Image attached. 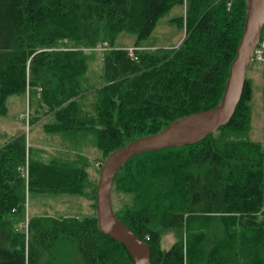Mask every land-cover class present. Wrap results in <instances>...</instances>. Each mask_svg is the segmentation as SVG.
<instances>
[{
	"label": "trees",
	"instance_id": "16d2710c",
	"mask_svg": "<svg viewBox=\"0 0 264 264\" xmlns=\"http://www.w3.org/2000/svg\"><path fill=\"white\" fill-rule=\"evenodd\" d=\"M229 1L0 0V116L11 95L28 91V125L49 118L43 130L68 151L41 159L24 133L0 145V264H133L98 227L99 168L117 148L220 103L247 9L246 0ZM174 7L180 44L143 48ZM120 33L136 36L132 55L114 45ZM104 41L102 84L90 85L88 49ZM261 43L264 29L263 60L248 69L262 70L264 111ZM253 90L246 76L233 116L216 132L138 154L118 172L113 210L147 243L151 264H264V136L250 137ZM30 193L74 195L93 213L32 216L19 227ZM167 233L175 240L165 251Z\"/></svg>",
	"mask_w": 264,
	"mask_h": 264
},
{
	"label": "water",
	"instance_id": "95a60500",
	"mask_svg": "<svg viewBox=\"0 0 264 264\" xmlns=\"http://www.w3.org/2000/svg\"><path fill=\"white\" fill-rule=\"evenodd\" d=\"M246 16L236 54L230 64L220 103L184 116L155 134L117 148L103 162L96 188V218L102 233L119 242L133 264H151L147 243L136 236L113 210L111 190L120 169L133 157L147 151L192 145L225 126L241 99L246 74L264 29V0H246Z\"/></svg>",
	"mask_w": 264,
	"mask_h": 264
},
{
	"label": "rangeland",
	"instance_id": "374dc122",
	"mask_svg": "<svg viewBox=\"0 0 264 264\" xmlns=\"http://www.w3.org/2000/svg\"><path fill=\"white\" fill-rule=\"evenodd\" d=\"M180 13V7H174L160 17L150 36L143 40L140 45L146 49H157L174 48L180 44L184 37V29L178 27L173 21L174 18L180 15ZM135 42L136 36L134 34L120 33L117 36L114 45L119 48H125L128 51H133ZM107 49L108 47L105 41L97 44L94 48L88 49L95 53V57L91 60L92 62L86 73L88 84L95 86L102 84L101 75L103 72V64L101 53ZM261 72L262 70L260 69V66L255 65L252 67L251 71H247L246 74V76L251 79L252 87L254 89L252 100L253 117L250 137L255 141L262 140L264 136V133L261 130V128L264 127V111L261 103L263 99L261 100L262 95L260 90L262 83ZM29 100L28 91H25L24 94L11 95L7 99V112L0 116V145H3V143L11 136L24 133L29 146L44 151L41 159L48 160V158L54 156L67 155V144L63 142L61 136L58 134L47 133L43 130V124L47 123L49 118L42 117L38 123L31 126L28 125V120L24 118V114L27 113V109L29 110L30 108L28 106ZM29 111H31V108ZM100 157L101 154L97 153L94 158L98 159ZM99 162V160L95 161L96 164H99ZM95 168L97 167H94V169ZM90 203L91 202L86 199L69 194L54 196L30 193L27 196V201L25 203V218L20 225L21 227L25 225L27 219L29 220L32 216H86L93 213ZM20 230H22V228H20ZM174 240L175 237L173 234H165L162 238V249L165 251L168 250Z\"/></svg>",
	"mask_w": 264,
	"mask_h": 264
},
{
	"label": "built area",
	"instance_id": "2783aa9c",
	"mask_svg": "<svg viewBox=\"0 0 264 264\" xmlns=\"http://www.w3.org/2000/svg\"><path fill=\"white\" fill-rule=\"evenodd\" d=\"M231 4V0L227 3V6L229 7ZM261 47L262 49L264 48V43H261ZM130 55H132V51H129ZM255 59L256 60H263V57H262V50L261 49H256L255 51ZM28 108V107H27ZM27 113H25L24 115V118H26L28 120V109L26 111ZM19 227H21V225H19Z\"/></svg>",
	"mask_w": 264,
	"mask_h": 264
}]
</instances>
